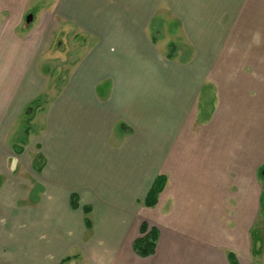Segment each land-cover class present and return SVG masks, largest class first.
<instances>
[{
    "label": "crops",
    "instance_id": "obj_1",
    "mask_svg": "<svg viewBox=\"0 0 264 264\" xmlns=\"http://www.w3.org/2000/svg\"><path fill=\"white\" fill-rule=\"evenodd\" d=\"M62 1L93 31L94 55L47 104L26 157L16 134L37 96L23 100L22 83L37 78L5 37L21 30L20 1H0V264H264L252 240L264 226V0H108L107 18L94 15L102 0ZM143 221L158 230L145 258L132 249Z\"/></svg>",
    "mask_w": 264,
    "mask_h": 264
},
{
    "label": "rangeland",
    "instance_id": "obj_2",
    "mask_svg": "<svg viewBox=\"0 0 264 264\" xmlns=\"http://www.w3.org/2000/svg\"><path fill=\"white\" fill-rule=\"evenodd\" d=\"M19 1V4L21 6L20 10L21 8L22 10L21 13L19 10V12L16 14L20 16L19 28L21 30L20 32H16L13 35L15 36L14 38L16 39V43L14 42V38H12V35L5 37L10 44H14V51H16V56L21 55V59L25 61L23 63L28 65L30 64L32 66L33 73L37 78L36 83L31 86L26 85V82L22 83L23 100H27L28 97L34 98L37 96L36 99L24 106L23 115L21 116L22 122H20L21 131L16 134L17 140L21 141L17 143H19L18 145L23 147V153L25 154L24 157H26V154L30 155V152L33 151L35 145L34 141H36V137L40 135L41 128H44L46 125L45 110L47 104H49V101L55 98L56 94L61 91L63 86L68 82L69 78H72V76H74L76 67L79 65V63L84 59H87L88 56L94 55L93 48L96 43V38L92 34L93 31L91 33L87 32L83 28L79 27L71 17L66 16L62 12V0ZM112 1L110 0V3ZM101 2H99L97 10L95 9L94 15L96 18L97 16L107 18L108 16L102 15L105 13V8L110 7V4L108 3V0H102ZM90 7L92 14V6L90 5ZM26 10L29 11L28 14L30 13L33 15L32 20L29 23L24 22V15L26 13ZM117 10L118 13L124 12V7L121 8V6L118 5ZM133 11H135V13L137 12L135 8ZM110 13L111 12L109 11L107 12V14ZM113 17L114 14L112 15V18ZM108 20H112L110 19V16ZM1 23V27L5 29L6 32H8L9 24L5 23L4 21H2ZM111 23L116 22L112 21ZM89 28L90 30H93V28ZM150 34H152L151 37H154V39L158 38L159 35L162 39V35H165L166 32L163 28H159L155 24L150 26ZM10 44L7 43V46H9ZM171 47H173V45ZM15 60L18 61L17 58ZM25 75L26 74L22 69V81H25ZM6 86L9 87L10 84H7ZM29 86L30 89H28ZM72 90L76 93L77 87L72 88ZM35 93L36 95H34ZM82 99L83 96H79V98L77 99H72L71 102L75 101L74 103L76 104L81 102ZM28 119L30 121H28L27 123ZM65 128L66 125L64 126V124H60V130L62 132ZM56 217H58V215H56ZM88 217L90 218V213ZM261 218L264 221V216ZM254 228L255 230H258L259 227L255 226ZM254 236L256 240L255 242L256 244H258V246L254 245L255 247H253L254 251L255 249L258 250L257 254L254 256L258 257L264 239V226ZM80 245L81 244H77V247L74 251H77L78 253L81 251L84 254L83 249L85 248V246ZM87 247L89 249V244L87 245ZM21 254L22 256L24 255L23 253ZM90 263L92 264L91 261ZM61 264H89V262L83 257H80V259L78 261H75V263H72V261H66L62 262ZM253 264H258V258L254 259Z\"/></svg>",
    "mask_w": 264,
    "mask_h": 264
},
{
    "label": "trees",
    "instance_id": "obj_3",
    "mask_svg": "<svg viewBox=\"0 0 264 264\" xmlns=\"http://www.w3.org/2000/svg\"><path fill=\"white\" fill-rule=\"evenodd\" d=\"M28 129V128H27ZM17 153H20L21 150L17 148L15 150ZM42 167V155L38 154L35 158V168L37 171H40ZM166 183V178L164 175H159L155 178L153 181L152 186L150 187L145 199H144V205L147 207H153L157 203V197L161 190L163 189L164 185ZM70 205L72 208H78V198L77 195L72 193L70 196ZM82 212H83V221L86 229H91V219L88 217L90 213V207L89 206H82ZM158 237V230L155 227H149L146 222H142L139 226V236L134 239L132 243V249L133 252L142 258L148 257L152 255L155 251L156 241ZM252 240L254 241V245L258 246L256 244L255 236H254V230L252 231ZM255 247V246H254ZM257 249L253 248V254H257ZM260 254V253H259ZM229 262L230 264H236V260L233 257L231 253L228 254ZM71 259V256H66L61 260L62 262H66Z\"/></svg>",
    "mask_w": 264,
    "mask_h": 264
},
{
    "label": "water",
    "instance_id": "obj_4",
    "mask_svg": "<svg viewBox=\"0 0 264 264\" xmlns=\"http://www.w3.org/2000/svg\"><path fill=\"white\" fill-rule=\"evenodd\" d=\"M32 17H33L32 14H30V13L27 14L26 17H25V22H26V23H29V22L32 20Z\"/></svg>",
    "mask_w": 264,
    "mask_h": 264
}]
</instances>
